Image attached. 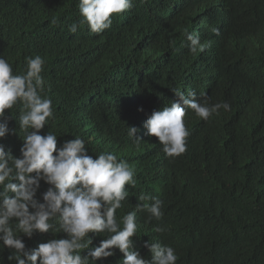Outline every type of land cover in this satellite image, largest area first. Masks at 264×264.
Masks as SVG:
<instances>
[{"label":"trees","instance_id":"obj_1","mask_svg":"<svg viewBox=\"0 0 264 264\" xmlns=\"http://www.w3.org/2000/svg\"><path fill=\"white\" fill-rule=\"evenodd\" d=\"M78 4L0 0V56L13 74L21 73L26 56L45 60L44 95L54 117L40 134H56L58 148L78 136L93 158L112 152L126 160L136 185L125 186L124 209L133 210L141 194L164 202L159 221L147 223V213H137L132 239L150 258L145 242L173 247L176 264H264V0H133L103 33L80 24L71 34L68 26L82 19ZM185 30L199 35L203 52L189 50ZM173 89L231 105L208 121L188 109L187 150L175 158L166 157L143 126L152 111L178 99ZM229 90L241 96L238 104ZM20 108L5 110L17 134L0 139L14 157L23 143ZM132 126L139 144L128 136ZM48 187L41 181L37 199ZM62 233H34L32 247ZM32 237L21 234L26 247ZM96 246L95 239L89 248ZM10 254L0 250L4 264H15Z\"/></svg>","mask_w":264,"mask_h":264},{"label":"clouds","instance_id":"obj_2","mask_svg":"<svg viewBox=\"0 0 264 264\" xmlns=\"http://www.w3.org/2000/svg\"><path fill=\"white\" fill-rule=\"evenodd\" d=\"M132 7L133 0H79L82 19L69 25L68 31L75 34L80 24H86L91 33L101 34L112 26L114 14ZM52 23L57 21L53 19ZM212 31L219 34L217 28ZM184 35L191 52L205 50L197 33L185 30ZM44 65L40 55L26 56L21 73L14 75L13 65L0 56V139L10 132L17 134V130L9 129L5 117V110L16 105L21 106L18 121L23 133L19 157L0 143V250L9 249L7 260L15 264H176L179 257L170 245L145 242L150 258L132 239L137 233V213H147V223L159 221L164 215V202L141 194L133 210L124 209L122 202L130 195L125 186L136 185L135 170L126 160L112 152H101L93 158L87 154L86 141L78 136L58 148L56 134H40L54 117L53 102L44 95ZM172 92L178 99L152 111L143 126L148 136L157 138L165 156L175 158L187 150L190 133L184 117L188 109L208 121L221 109L230 111L231 105L226 101L210 103L205 93L198 99L195 90ZM228 97L238 104L241 96L229 90ZM127 128L128 136L139 144V129ZM41 181L49 187L37 199ZM153 230L162 233L165 229L156 226ZM49 231L63 233L32 247L37 243L34 233ZM21 234L32 237L27 247ZM95 239L97 246L89 248ZM85 249L87 253L81 255ZM0 264H4L2 257Z\"/></svg>","mask_w":264,"mask_h":264}]
</instances>
